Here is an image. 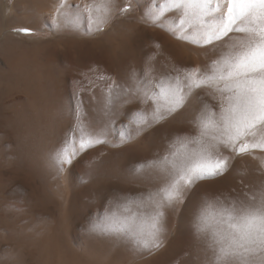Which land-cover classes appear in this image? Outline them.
Wrapping results in <instances>:
<instances>
[{"label":"bare ground","instance_id":"bare-ground-1","mask_svg":"<svg viewBox=\"0 0 264 264\" xmlns=\"http://www.w3.org/2000/svg\"><path fill=\"white\" fill-rule=\"evenodd\" d=\"M68 2L83 6L92 0ZM57 4L58 0H0V264H154L151 258L160 248L154 252L143 250L130 240L89 231L92 224L82 223L81 211L70 206L69 172L62 174L57 210L49 208L55 199L50 192L38 196L35 182L41 157L46 156L44 147L49 134L67 123L74 125L77 106L85 127L99 131L109 119L105 114L108 87L115 83L131 88L143 74L159 77L179 69L181 42L145 18L148 0H114L110 22L103 32L93 34L83 29L54 31L47 27L45 22L55 15ZM129 4L136 13L113 22L120 9ZM169 16L174 18L175 13ZM19 28H29L49 38L37 43H27L26 39L25 43L27 37L16 31ZM212 54L217 58L218 53ZM199 97L219 113L220 95L209 88L198 89L191 107L159 123L164 126L152 136L137 137L130 153L144 156L143 162H147L154 159L157 151L169 155L180 148L182 140L197 135L194 120L203 106ZM181 131L184 137L179 136ZM156 137L165 139H152ZM7 142L11 145L6 146ZM111 148L118 147L109 143L91 149L90 158L84 160L85 171L98 175L115 169L118 161H114L122 153ZM127 175L132 181L154 182L149 176L137 177L132 172ZM208 186L209 205L198 202L186 219L191 240L175 254L174 250L171 254L161 253L155 264H209L211 251L207 243L214 214L221 207L239 206L264 186V152L255 150L236 156L229 172L212 179ZM22 187L29 188V193L20 194ZM73 201L78 202V198ZM198 210L209 214V228L202 236L194 228ZM163 239L164 235L162 242Z\"/></svg>","mask_w":264,"mask_h":264},{"label":"snow or ice","instance_id":"snow-or-ice-1","mask_svg":"<svg viewBox=\"0 0 264 264\" xmlns=\"http://www.w3.org/2000/svg\"><path fill=\"white\" fill-rule=\"evenodd\" d=\"M113 10L114 0H92L83 6L58 0L55 15L45 24L54 31L100 33L110 22ZM120 11L127 12L129 7ZM144 14L179 40L199 48L211 47L217 58L210 60L207 71L192 67L174 68L159 77L143 74L131 88L113 83L106 94L105 114L109 119L105 127L88 130L77 106L73 129L62 145L49 153V163L62 174L65 165H72L86 150L98 144L119 147L131 143L191 107L198 89L218 93L219 113L203 104L194 120L197 135L182 140L180 148L169 155L138 163L132 169L134 176H149L158 184L138 199L127 201V205L135 204L141 210L139 214L120 217L105 212L103 219L89 229L94 234L130 240L137 248L151 251L161 247L169 215L181 210L200 182L229 172L236 156L264 152V0H148ZM16 31L31 34L32 30ZM133 99L141 107L125 125L115 129L121 107ZM214 215L207 243L209 264H264V186L239 206L221 207ZM208 219L209 214L203 211L194 214L197 234L202 236L208 230Z\"/></svg>","mask_w":264,"mask_h":264},{"label":"rangeland","instance_id":"rangeland-1","mask_svg":"<svg viewBox=\"0 0 264 264\" xmlns=\"http://www.w3.org/2000/svg\"><path fill=\"white\" fill-rule=\"evenodd\" d=\"M10 1L14 2L15 0H10ZM126 6L124 5L122 8ZM128 6H129V11L127 12L119 11V13L115 16L113 22H117L123 19L124 17L131 15V13L133 14L136 13L135 9L134 10L131 9V6H132L131 4H129ZM2 17H3V14L0 13L1 20H2ZM20 33L27 37L25 39L23 38L25 40V43L28 40L30 42L34 41V43L35 42L37 43L38 40H45L49 38V36H44L43 34H40L38 32H33V31H31V34H24L22 32ZM29 41L27 43H29ZM180 42L181 44H179V54L181 56L179 60V69L197 67V68H200L202 71H207L208 69L207 67L209 66L210 60L215 59L213 57L211 47L199 48L195 45H191L182 40H179V43ZM203 59H207V61L204 62ZM203 63H205L206 65L205 67H203ZM72 96L73 95H71V99L74 102V97ZM200 99H199V102L202 103L201 105H203L205 103L204 101L205 99H201V100ZM202 100L204 101V103L202 102ZM140 107L141 105L137 100H134L131 104L123 105L120 109V115L116 117L114 128L119 130L123 125L127 123L131 114ZM143 107L148 108L147 105H143ZM201 108L202 107H199V110ZM73 126L74 125L71 124V127H70V124L67 123L63 128L57 129V131H53V133L51 132L49 134L50 138L47 139V141L45 142L46 145L44 147L46 148L47 157L46 156L41 157V161L39 162L41 166L38 169V173L36 175V182H35L38 188V196L39 195L42 196V193L44 194V192H47V193L50 192L49 194L55 198L54 201L51 203V205H49L50 209L57 210L59 207L58 205L60 202V198L58 195L62 192V190H60L61 189L60 187L62 186L61 179H62L63 173L58 174L56 170L50 166L49 158H48L49 153L52 151V149H55L62 145L64 139L66 138L64 135L65 134L68 135L67 133L71 131ZM163 126H164L163 124H157L151 129L144 132L141 136H147V137L152 136L155 133V130L157 131ZM68 127H70V129H68ZM182 132L183 131H181V133L179 132L180 137H184V133ZM167 134L169 135V133ZM168 135L165 136L166 139H168L169 137ZM165 137L164 138L156 137L152 139L163 141ZM52 140L54 141L51 142ZM50 143L51 145H49ZM132 144L133 142L125 144V145H121L120 146L121 149H119V147L111 148L112 150H114L113 152L122 153V155L119 158L116 157V160L114 161V163L117 161L118 162L115 163V167H114L115 169H113L112 171L103 170V171H100L98 175L88 174L85 171V165H84L85 161L84 160H88L87 158H90V153L93 150V148H91L92 150L88 149L85 152L81 153L82 155L80 154L79 156H77L76 159L73 160L72 165H65V172L66 173L69 172L67 174L68 176L67 175L66 176L68 177L67 181L70 184L69 185L70 186L69 199H70V204H71L70 206L74 205L81 211L80 213L82 216V221H81L82 223L93 224L103 219V214L105 212L109 214L115 213L117 216L121 215L120 217H124L125 215L130 216L131 214L135 213V211H136V214H139L141 210L138 209L135 204L127 205V201L129 199L136 200L140 197L142 193H146L148 189L158 186L157 182L155 181L154 182L153 181L144 182L143 180L132 181L130 180V178L127 177L128 172H132V169L138 163H141L144 161V156H136L130 153ZM9 145L11 144L7 142L6 146H9ZM162 156H164L163 153L162 152L158 153L157 151V153L154 155V159H157ZM121 158L123 159L121 160ZM54 178L56 181L54 180ZM211 180L212 179L204 180L200 182L192 190V192L189 193L188 197L186 198L184 202V205L181 207V210L177 213L169 215L168 223H167V231L164 233V239L160 247V252L156 253L151 258L154 264L156 263L157 261L156 259H158L161 253L171 254L172 252L171 250H174V254H175L178 249L179 250L183 249L184 248L183 246H185V243H188L191 240L192 232L189 230V227L186 225V219L189 216L188 214H190L189 211L191 210V208L194 205H196L198 202L202 201L203 204H205V206L209 205L208 203H210L211 199H210V187L208 186V182ZM97 181L99 182L97 183ZM95 182L97 184L94 185ZM47 185L49 186V188ZM28 189L29 188L27 187H22L19 190L21 191L20 194H24V195L28 194L29 193ZM45 189L48 191H46ZM1 191H3L2 187H0V192ZM75 198H78V202L73 201V199ZM117 238L122 240L121 237H117ZM173 246L176 248L175 249L172 248ZM153 252H154V249H153ZM0 262H1V252H0Z\"/></svg>","mask_w":264,"mask_h":264}]
</instances>
